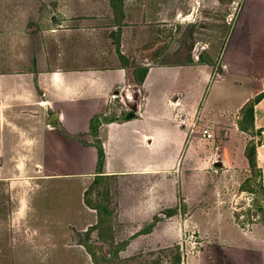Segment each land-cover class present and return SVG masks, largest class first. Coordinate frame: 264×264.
I'll return each mask as SVG.
<instances>
[{"label": "crops", "instance_id": "obj_1", "mask_svg": "<svg viewBox=\"0 0 264 264\" xmlns=\"http://www.w3.org/2000/svg\"><path fill=\"white\" fill-rule=\"evenodd\" d=\"M41 2L51 4L0 0V237L23 239L9 246L27 253L29 223L37 230L51 224L60 234H48L57 253H79L93 264L76 235L99 221V209L84 197L103 177L119 190L123 181L139 183L132 213L116 200L121 218L136 217L139 229L162 216L135 238L161 244L200 238L182 249L195 257L179 264H264V0H242L228 17L225 42L207 62L175 66L126 64L138 61L129 40L141 21L125 6L119 22H103L113 13L91 6L77 11L68 0ZM140 65L147 67L141 82ZM247 104L249 125L261 134L251 158L263 195L259 216L249 224L217 197L221 187L209 185L208 177L230 171L216 139L239 131ZM60 139L68 142V155L78 154L74 163L59 161L65 152ZM240 160L245 172L250 165ZM171 174L175 191L166 180ZM67 176L80 181L56 189L55 181ZM179 205L177 214L162 212ZM221 205L232 211L224 214Z\"/></svg>", "mask_w": 264, "mask_h": 264}, {"label": "rangeland", "instance_id": "obj_2", "mask_svg": "<svg viewBox=\"0 0 264 264\" xmlns=\"http://www.w3.org/2000/svg\"><path fill=\"white\" fill-rule=\"evenodd\" d=\"M41 1L39 0L42 5L51 4L50 1ZM68 1V4L77 6V11L80 6H91L98 8L93 10L95 12H109L110 16L113 13V18L111 16L110 20L106 19L103 22H119L123 6L127 7L130 18L138 15L136 21L141 22L135 23L136 26L133 28V34L129 40L138 61H129L126 64L135 62L134 65H137L139 62L147 60L146 64L168 66L207 62L210 51L225 42L229 31L228 17L232 18L233 15H236L242 2V0ZM63 4H67V0H63ZM146 20L150 22H145ZM98 32H100V36L105 34L104 30ZM214 67L215 70L217 64ZM114 108H119L118 103L114 105ZM249 111L250 105L247 104L244 118L238 125L240 132L229 133L227 131L216 139V144L219 146L218 154L220 153L219 155L232 165L229 168L230 171H225L219 176L213 174L208 176L209 185L218 184V189L221 187L217 197L224 199L227 207H233L237 215L243 214L247 224L258 218L263 199L259 173L252 168L251 158L256 143L261 140V134L257 131L254 133L251 124L249 125ZM228 127L230 126L227 125L226 130H230L227 129ZM60 144L65 152L61 151L59 161L67 159L74 163L78 154L77 156L75 154L68 155V142L60 139ZM240 156H244L245 160L247 159L245 163L250 165L245 172H242ZM70 166H72L71 163ZM166 180L171 183L172 190L175 191L177 189V186L174 185L177 183L175 174L168 175ZM76 181H80V179L74 176L59 178L55 181L56 189L68 190L69 186ZM115 182L114 179L97 178L85 193V203L96 206L100 211V216L97 224L85 232H79L76 239L91 253L93 264H179L186 257H195L194 253L186 252L187 254H185L182 249L194 248L200 239L198 237H179L170 244H161L156 241V238H151L149 242L142 238H135L138 234L150 230L158 221L157 219L162 216L155 215L149 224H144L139 229L136 217L121 218L117 211L116 200L119 199L120 202L122 200L123 209H126L125 212H130L132 200H136L139 195L136 192L139 183L123 181L119 190L115 187ZM211 193V191H206L205 196L210 197ZM213 195L216 197V194ZM177 196L182 201V196L179 194ZM227 207L223 205L221 208L224 214H229L232 211ZM180 208L179 205L168 211L162 210V212L173 215L180 212ZM213 210H215L214 206L210 212ZM181 213L183 214L182 210ZM36 226L39 225L31 222L27 227L29 234L26 239L27 253L19 254L18 248L9 246V243L16 245L23 239L10 236L0 237V264H89L84 259L85 255L83 258L79 253L61 255L55 251L58 248L57 245L52 244L55 238L53 239V235L48 234H55L56 237L60 235L56 226L52 229L50 224L49 228L44 230H37ZM208 240L210 239H206L205 242L206 247L213 244L212 239L210 242ZM128 244L132 245L129 247ZM208 252L209 250L206 254L210 256Z\"/></svg>", "mask_w": 264, "mask_h": 264}, {"label": "trees", "instance_id": "obj_3", "mask_svg": "<svg viewBox=\"0 0 264 264\" xmlns=\"http://www.w3.org/2000/svg\"><path fill=\"white\" fill-rule=\"evenodd\" d=\"M136 71H137V73L140 72V76H139V78H138L137 80L141 82V80H142V78H143V75H144V74L146 73V71H147V67H138V69H136ZM138 71H139V72H138ZM132 116H133V114L130 113V114L126 115L125 118H130V117H132ZM98 152H99V162H100V161H101V158H102L101 149H99Z\"/></svg>", "mask_w": 264, "mask_h": 264}, {"label": "built area", "instance_id": "obj_4", "mask_svg": "<svg viewBox=\"0 0 264 264\" xmlns=\"http://www.w3.org/2000/svg\"><path fill=\"white\" fill-rule=\"evenodd\" d=\"M178 117H180L179 121L182 124H186L187 123V117L184 115H179ZM202 130V135H204L205 137L209 138L211 136V133H209L207 131V129H201Z\"/></svg>", "mask_w": 264, "mask_h": 264}]
</instances>
